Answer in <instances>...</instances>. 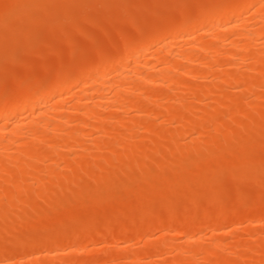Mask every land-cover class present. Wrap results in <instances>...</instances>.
I'll return each mask as SVG.
<instances>
[{
  "label": "bare ground",
  "instance_id": "bare-ground-1",
  "mask_svg": "<svg viewBox=\"0 0 264 264\" xmlns=\"http://www.w3.org/2000/svg\"><path fill=\"white\" fill-rule=\"evenodd\" d=\"M4 1L0 0V9L3 10L2 12L0 10V18L4 13L2 19H5L4 22L2 19V21L0 20V25L5 21L7 23L14 20V18L16 19L21 13L20 9L25 8V4L28 9L61 4L54 2L56 5H53L52 0H30L31 3L27 2L28 0L23 2L22 0ZM8 1H11L14 5L12 4L10 7L11 3L9 4ZM110 2H108L109 6L116 5L119 7L117 2L114 5ZM198 2L195 3L196 5H192L191 8L179 11L168 19L161 20L160 23L157 22L158 20L156 23L149 22L150 26L146 29L144 27L145 31H140L141 33L139 32L138 36L131 39L124 37L121 42L126 41V43L114 52L107 48H101L100 51H97L98 56H96V59L97 57L99 59H94L93 62L89 61L84 66L77 65L56 72L57 74H53L54 76L50 80L38 82L31 88L19 92L13 98L0 100V258L7 243L12 245L21 239L27 242L28 245L36 247L58 246L59 242L61 244L65 239L58 242V238H53L51 243L49 238H45V232L53 231L59 234L62 229L67 230L73 219H77L80 223H86V220L89 219L87 221L88 225L86 224L87 228L90 225H92L90 227H93L94 222L90 220L93 219L94 211L102 210L103 212L105 210L99 208L106 205L108 206L105 209H108L109 212L118 209L117 211L121 210L120 212L124 213L122 210L127 208L125 211H127L126 214L129 219L134 213V217H131L132 220L137 216L140 209L146 210L147 205L148 209L150 208L149 204H144L145 199L152 200L156 197L158 201V197H161L160 202H155L156 199H153L152 203H160L164 206L166 202H161L164 198L165 200L168 199L169 203L167 205L171 204L172 201L177 204L179 202H175L174 198L177 201H179V198L180 200L183 198L181 202H185L184 196L186 195V199L189 198L190 202H185L187 207L185 204L183 205L184 202L181 204L182 206L180 205L182 208L184 206L183 210L182 208L179 209L182 212L186 208L191 209L187 204L195 205L196 201H193V205L191 200L196 197L195 194L197 195V193L203 195V188L210 184L208 180L211 182L214 179L211 184L213 183L212 185L215 186L218 182L221 183L223 180H227L226 175H230V180L241 178L244 181L245 177V180L252 181L254 179L253 182H255L256 176L260 173L259 169H261V174H259L257 181L260 178L264 179V173H262L264 172V164L262 165L264 156L261 158L260 154V152L263 154L264 151V108L262 107L263 109L258 111L261 107L258 102L264 101V92H262L264 90V0H224L216 5H203ZM6 3H8L7 6L10 9L6 7ZM28 3L32 5H28ZM42 3L43 5H41ZM19 4L20 8L18 7ZM22 4L23 6H21ZM106 4L102 6L106 7ZM2 5L5 6V9H2ZM29 6L32 7L29 8ZM251 8H254L252 15L247 16L248 13L251 14L249 12ZM114 11L119 12L116 9ZM14 12L16 17H14ZM10 13L11 15H9ZM167 15H170V12ZM29 22L27 20L24 26L22 25L21 29H18L20 31L23 29L22 32L26 34L27 30L25 29H31L27 25ZM18 29L13 30L16 34L24 35ZM6 33L10 34L9 36L12 33L14 37H18L15 36L14 32ZM127 39L129 40L127 41ZM56 42L58 43V41ZM231 89L237 91H233L235 92L233 94ZM194 102L195 105L192 104ZM233 114L240 116L235 120V126L231 125L232 122L228 125L223 123L224 116ZM158 122L163 123L165 126L169 124V127H164L166 129L162 128L163 130L156 129L155 125ZM229 125L232 127H229ZM189 137L190 141H187L186 139ZM248 153H251L252 157ZM242 156L251 160H244ZM256 156L258 157L256 160L259 162L254 161ZM239 158H242L244 162ZM251 161L252 163L255 162L252 165L254 167L248 165L251 164ZM235 162L242 163L241 168L234 164ZM245 162L248 163L244 164ZM225 164H230L231 170L230 167L226 168ZM59 168L60 171H58ZM225 171H229V174L227 172L223 174ZM231 173L233 174L231 175ZM211 175H214V178ZM201 180L202 182H200ZM195 183L196 187L193 189ZM211 184L209 188L212 186ZM72 185L71 191L69 189ZM186 185L187 189L184 187ZM182 186L188 193H185ZM209 188L206 187L207 190ZM199 189L202 190V193ZM65 190H69L71 196L67 195V197L65 194L64 201L65 196L61 195L63 198L60 197V192ZM167 192L170 194L168 195ZM189 192L192 193L191 196ZM248 192H250V189ZM184 193L185 195L181 196ZM118 195L121 196L118 198ZM123 195L125 197L122 198ZM177 195L179 198H176ZM198 196L195 198L196 200L199 198ZM116 197L119 200H116ZM45 200L51 202L49 213L48 211L41 213L42 209L39 208L41 207L39 206L40 201ZM114 200L115 203L118 201L117 205L122 203L124 209L122 205V207L116 206ZM151 200L149 201L151 202ZM109 206L111 210H109ZM218 206L220 207V205ZM218 206H213V209ZM116 207L118 208L116 209ZM166 207L168 208V206ZM221 207L218 210L221 211ZM21 208L23 214L20 213V215L26 217L23 219H28L24 222L20 220L21 218L18 219L20 220L18 221L19 224L15 217H18ZM114 208L115 210H113ZM236 208L229 207L227 210L230 209L229 211H231L233 209L230 212L233 216L238 211L239 216H236L240 218L242 216L240 211L243 209L239 210V205ZM213 209L210 207V210H205L211 212ZM179 210H177L178 214ZM186 210L184 212L187 213ZM216 210L217 208L214 212ZM177 211L174 214L176 216V218L173 217L174 219H177L178 216V219H180L186 215L183 214L181 217V213L177 216ZM206 211L202 212L205 213ZM172 212L170 217H172ZM210 212L207 211L208 215L205 218V215L201 213L199 219H202L203 216L204 220L202 219L203 222L200 223L199 221L195 226H187L183 220H181L183 223L180 224L181 221L177 219V222L173 218V221L168 218L170 222L167 220L168 223L166 222L164 225L159 226L157 223L163 232L162 235L160 234V240H158L159 238L158 241L154 239V241L147 240L145 245L148 248L145 252L135 254L130 258L131 261L127 256L124 257L129 260L130 264H141L142 258L145 257L151 259L147 264H156V262L162 261L158 262L155 258L166 256V253L174 256L173 259L166 256L170 259V261L167 260V264H170V262L173 264H197L200 260L201 264L202 262L207 264L245 263L242 258L230 261L225 254H221L229 246L222 242L225 238L220 239L217 243L214 242L222 250H220V254L198 245V243L200 244L199 239H201V237L198 238L199 233L208 231L204 222L208 217H212L209 216ZM43 213L42 220L40 215ZM215 214L217 216V213ZM83 216L85 217L83 218ZM190 216L192 217V215H189V218ZM227 216L229 215L227 214ZM29 217L32 218L29 219ZM44 219L47 223L49 220L51 222L48 224L43 223ZM83 219L85 222H83ZM183 219L187 220L186 218ZM81 220L83 221L81 222ZM75 221L73 220V222ZM247 222L249 221L247 220ZM117 225L119 226V224ZM21 229L24 231H20ZM215 231L218 232V230ZM233 231L221 232L220 236L226 233L230 234ZM235 231L237 232V229ZM238 234L239 232L236 235ZM259 234V244L256 248L251 249V255H248L250 258L247 257L249 259L247 264H264V232ZM48 235L51 234L48 233ZM239 236H237V239ZM52 237H55L54 234ZM120 237L122 238V236ZM176 237L178 240L180 237L185 239L188 244V246L185 245L186 251L180 246V243H176L177 241L174 240ZM205 237L203 236V239ZM240 237L238 240H243ZM253 237H256V234ZM99 239L101 240V237ZM86 241L88 242L87 239ZM86 241H82L81 244H86ZM93 242L95 241L93 240ZM185 242L182 241L181 243L186 244ZM229 243L232 244L233 247L231 248L233 249L238 246L237 242L234 244L230 241ZM114 248L116 247L103 248L105 253H101H104V258L99 257L101 261L98 259L100 264H125V262L120 263L122 258L120 259L119 254L122 251L116 254L117 249ZM233 249L230 250L233 251ZM184 251L185 257L180 255V252ZM65 253L67 254V252ZM172 253L175 254L172 255ZM234 253L235 250L233 255ZM236 254L242 256L243 253L241 254L238 251ZM236 254L235 256H237ZM199 255V261L194 260ZM57 256L59 257L58 254L54 253L45 259L31 257L32 259L25 260L24 258L21 262H14V264H53ZM65 257L63 259L60 255L58 258L60 264H70L72 262L65 260L67 258ZM167 258L164 257L163 259ZM49 259H52L53 262ZM240 260L241 262H239ZM75 261L78 260H73V263ZM85 262L86 260L81 259L77 264H86ZM95 263H98L97 260ZM126 263L129 264L127 261Z\"/></svg>",
  "mask_w": 264,
  "mask_h": 264
},
{
  "label": "rangeland",
  "instance_id": "rangeland-1",
  "mask_svg": "<svg viewBox=\"0 0 264 264\" xmlns=\"http://www.w3.org/2000/svg\"><path fill=\"white\" fill-rule=\"evenodd\" d=\"M2 1H4V0H2ZM5 1L7 2V0H5ZM12 1H14V0H12ZM23 1L24 0H22V2ZM29 1L30 0H28L27 2H29ZM110 1L114 2L113 0H110ZM110 1L109 0H107V1L106 0H52L53 5H56L54 2L61 3V4L58 5V6L57 5L56 6H51L52 5L51 2L48 1L51 4L50 6L46 5L48 7L44 6V8H41V7H43V6H41L40 8H35V9H33V8L32 9H28V8H26L27 6L25 4L24 5L25 8L23 7V9H20L21 13H19V16L16 19L14 18V20H11L10 22L8 21L6 23V21H5V23L1 24L0 25V100L5 99V98H13L17 94H19V92H22V91H25V90L31 88V86H34L38 82L48 81L55 74H57L59 71H63L64 69H69V68H72V67L77 66V65H80V66L83 65L84 66V64H88L87 62H89V61L90 62H93L94 59H96V56H98L97 55V51L99 49H101V48L102 49L103 48L104 49L107 48L108 50H110L112 52H114L115 50H118L119 48H121L120 47L121 45H123L124 43H126V41L124 43L121 42V41H123V38L124 37L125 38L127 37V38L131 39L133 37L138 36V34H139L140 31H145L144 30V27L146 29L148 26H150L149 25V22L150 23H156V21L158 20L157 22L160 23L161 20L163 21V19L165 20V18L168 19L171 15H173V14L175 15L179 11L186 10L188 8H191L192 5L193 6L196 5L195 3H197L198 1H200L198 3H201L203 5H216L218 3H221L224 0H152V1L151 0H145V1L144 0H116L115 2H117V5L119 7H117L116 5H114V4H116L115 2L114 3H111ZM31 2H29V3H31ZM108 2H110L111 4H113L115 7L112 6L111 4H110L111 6H109V3ZM8 3L10 4L11 1L10 2L8 1ZM8 3H6V7L7 8H9L7 6ZM29 3H28V5H32V4H29ZM40 3H41V1H40ZM43 3H44V1H43ZM43 3L41 5H43ZM46 3H47V1H46ZM149 3H151L152 5H150ZM12 4L13 3H11V5H9V6L11 7ZM23 4L21 6H23ZM104 4H106V7L102 6ZM4 7L5 6L2 5V9ZM18 7L20 8V4H19ZM30 7H32V6H29V8ZM105 8L106 9L108 8V10L109 9L110 10L108 11ZM112 8H113V11H112ZM115 9H116V11H119V12H115L114 11ZM253 10H254V8H251L250 11H249L251 14L248 13L247 16H251ZM2 11L3 10H1V12ZM10 11L12 12L13 10H10ZM15 11H16V9H15ZM103 11L105 12V14H104ZM168 11L170 12V15H167L169 13ZM3 14H2V16H3ZM106 14H108V15H106ZM5 15H6V11H5ZM9 15H11V13ZM2 16H1L0 20L2 19ZM6 17H8V16H6ZM14 17H16L15 16V12H14ZM146 17H147V19H146ZM11 19H12V16H11ZM4 20H3V22H4ZM27 20H29L32 24H29L30 22L27 24L29 27H31V29L30 28L25 29V30L28 31V32L26 31V34H25V33L22 32L23 29L20 31L18 28L22 27V25L24 26V24L26 23ZM119 27H121V28H119ZM8 29H10V30H8ZM13 29H18L19 32H22L24 35L21 36L19 34H16L15 30H13ZM110 31H111V34H110ZM6 32H8V33L14 32L15 33V36H18V37H14V35L12 33H11V36H9L10 34H7ZM4 33H6L7 35L6 34L4 35ZM2 37H4V38H2ZM50 37H52V38H50ZM8 38H10V39H8ZM54 39H55V41H54ZM129 39H127V41ZM124 40H126V39H124ZM56 41H58V43ZM109 47H110V49H109ZM65 48H66V50H65ZM110 51H108V52H110ZM102 53L103 52L101 51V54ZM100 58H101V55H100ZM97 59H99V58L97 57ZM48 77H49V79H48ZM231 91H232V89H231ZM233 91H237V90L236 89L235 90L233 89ZM233 91H232V93L234 94L235 92H233ZM262 92H264V90ZM192 104L195 105V102L192 103ZM258 105L261 106V107H259L258 111H261L264 108V101L258 102ZM124 116H126V115H124ZM231 116H224L225 119H223L224 120L223 123H225V124L228 125V123L231 124V122H232L233 124H231V125H234L235 126V124H236L235 123L236 122L235 120H237L240 116L237 115V114H233ZM163 119H162V122H163ZM156 121H154V122H156ZM159 122H160V120H159ZM159 122L157 124L155 123L156 124L155 125L156 126L155 128L156 129H159V130L162 129V128L163 129H166L164 127H167L169 125V124H167V126L164 125L165 124V120H164V124L163 123H159ZM231 125H229V127H232ZM189 139H190V137L187 138L186 140L187 141H190ZM186 140H185V142H186ZM263 150H264V148H263ZM259 152H258V154H259ZM251 153L250 154L248 153V154L252 157ZM240 154H241V152H240ZM260 154H261V158H262L264 156V151H263V154H262V152H260ZM245 156H246V154H245ZM256 158L258 159V157L256 156L254 158V161H258V160H256ZM243 159L244 160L249 159V161L251 160L250 158H246L245 159L244 157H243ZM240 160H242V158ZM262 161H264V160H262ZM242 162H244V161L242 160ZM247 163L245 162L244 164H247ZM254 163H252V161H251V164L249 163L248 165H250V167H251L252 165H254ZM234 164H236L237 166H239V168H241V164L242 163L240 164V162L239 163L238 162H235ZM234 164H232V165H234ZM256 164H257V162H256ZM263 164L264 163H262V165ZM225 165L227 166L226 168H229L230 167V164L229 165L228 164H225ZM262 165L260 164V166H262ZM252 167H254V166H252ZM248 168H249V166H248ZM229 169L231 170V167ZM232 169H233V167H232ZM256 169H257V167H256ZM249 170H250V168H249ZM259 170H260V173H258V176H256L257 179H259V174H261V169H259ZM58 171H60V168H59ZM241 171H243V170H241ZM245 171H248V170H245ZM251 171H252V168H251ZM226 172L229 174V171H225V173H223V174H226ZM212 173H210V174H212ZM215 173H214V175H215ZM262 173H264V172H262ZM219 174H220V172H219ZM232 174L233 173H231V175ZM214 175L213 176L211 175L212 178H214ZM234 175H235V172H234ZM248 175H249V172H248ZM253 175H255V174H253ZM215 176H217V175H215ZM226 176L228 177V178H226L228 181L227 180H223V181L222 180H219V181H222L221 183L218 182V181H216L217 180V178H216L215 181L218 182V184L215 185V183H214L215 186L212 185L213 183L211 184V182H214V179L211 182H210V180H208V183H210L212 185L210 188H209L210 184L208 186H206V184L203 183L209 189L207 190L206 187H204L203 188V195L201 196V194L199 193L201 197L198 196L199 194L195 191V193H197V195L195 194L196 197L194 195H193V197L197 198V196H198L199 197L198 198L199 200L198 199L196 200L195 198H193V200H191V203H193V205H194V202L193 201H196L197 204L195 203L194 206H192V204H190V205L187 204L188 206L191 207L190 210L187 209V208H186L187 210L184 209V211L185 210L188 211L187 212L188 214L186 212H184V211L180 212V210L182 208L181 207L182 206L181 204L184 201L181 202V200L183 198H181V200H180V198L178 196L179 194L176 196V198H179V201H177L174 198L175 202H179V203L175 204V203H173L174 201H172L171 204L167 205V203H169L167 201L168 199L165 200V198H164L163 200H165V201H163V200L161 201L162 203L166 202V203H164V206H162V204H160V203H152V200L153 199L154 200L156 199L155 202L157 201V198L156 197L155 198H152V200L151 199H145L143 201L144 204H149L150 208L148 209V205L145 208L146 210H141L140 209L141 207L140 208L138 207L142 211L143 214L141 213V211L138 208H136V209L139 210L138 214L140 213V215H138V214H137V216L135 215L136 217L135 218H132L133 221L131 220V217H134V215H133L134 213L132 214L133 216L131 215V217L129 219L128 216H127V214H126L127 211H125L127 208L124 209L123 204L120 203L122 201L120 200L119 203L123 206V209L124 210H122V212H124V213H121L120 212L121 211L120 208H119L120 211H117L118 210L117 208L119 206H121V205H117L118 204V201L116 202L117 203L116 204L115 203V200H114V203L116 204V206H118V207H116L117 210H115V208L113 209V210H115L114 211L115 213L117 212L116 215H115L114 212H112V210L110 209V206L108 207L109 210H111L110 212L108 211V209L107 210L105 209V207H107L108 205L99 208V209L102 208L103 210H105L103 212H102V210H98V211L96 210L97 212H95L93 210L95 214L93 215V212L91 213L90 216L92 217V215H93V219L90 220V221L94 222L93 227H94V225L96 223H98L97 225H95L94 228L93 227H90V226H92L90 224H89L90 226L87 228V225H88L87 221L89 219L86 220V223H80V221H78L77 219H73L74 221L77 220L78 222L77 221L73 222V220H72L71 224L68 225L67 230L64 231L62 229L60 231L61 232V233H59L60 235L59 234H56V232H53V231H50L51 233L48 232L51 235H48V233L45 232V234H46L45 235V238L46 237H47V239L49 238L51 240L50 241L51 243L53 242L52 241L53 238H56V239L58 238V242L65 239L61 244L59 242V245L58 246H55V245L54 246H49V245L47 246L46 245L47 247L46 246L36 247V246L28 245L27 242L22 241L23 239H21L20 241L17 240L18 242H15L12 245H10L9 243H7L6 244L7 246L5 245L6 248L4 247V251H3L4 253L1 254V256H2L1 258L2 259L0 258V264H14V262H18L19 263V262H21V260H24V258H25V260L32 259V258H39V257H40V259H43V258L45 259V258H47V256L53 255L54 253L55 254H58L59 257L61 255V258H63V259L66 256L67 258L65 257L66 258L65 260L72 261L70 264H77L78 261H80L81 259L83 261L86 260V262H85L86 264H100L99 261H98V259L101 261L102 257L104 256V253L105 252L103 251V248L106 249L107 247H110V246H115L116 247V248H114V249H117V251L115 252L116 254L117 253L119 254L120 251H122L120 253L121 255L119 254V256H121L120 259L122 258L121 261H120V263L121 262L122 263L125 262V264H127L126 263V261H127L130 264L129 260L131 261V259H130L131 257H133L135 254L140 253V252H141L140 254H143V252H145V250L148 248V246L145 245V242L147 240H149V239L150 240H153L154 239L155 241L160 240V238H159L160 237V234L162 235L163 232L161 231V228L159 226L161 224L164 225V223H166V222L168 223V221H167V220H169L168 218H170V220L173 217L176 218V216L174 214L176 213L177 210L180 209L179 210V214L182 213L181 214V217H182L183 214H186L182 218L178 219V217H179L178 215L179 214H178V211H177V216H178L177 219L179 221L183 220L184 221V224H186L187 226L188 225L195 226V224H198L199 221L201 223V221L203 219V216H202V219H199V218L202 215L201 213H203L204 211H206L205 209H209L210 210V207H212V209H213V206L215 207V206H218V205H220V207L223 205L221 207V211L218 210V208H220L219 206L216 207L217 208L216 212H214V210L216 208H214L213 211L211 210L212 213L209 210H207L208 213L210 212L209 216L211 215L213 218L212 217H210V218L208 217L209 219L207 218L208 220L207 219L205 220L204 223L206 225V230H208V231H204V232L199 233L198 238L201 237V239H199L200 244L198 243V245H200L203 248L206 247L207 250H212L213 252L215 251L216 254H220L221 253L220 252L221 249H219L216 246V243L219 242L220 239L223 240L225 238L227 240L224 239L225 241L224 240L223 241L221 240V241L223 243H225V245H229L228 247H226L229 251L227 252V249L224 247L225 248V251L228 254L227 253H223V252H225L224 250H223V252L221 254H223V255L225 254V256H227L230 261L233 260V259L237 260L238 258L239 259L242 258L243 259L242 261H245V263L247 264V262H249V259L248 258H250V257H248V255L249 254L251 255V251H252L251 249L252 248H256L258 246V244H259V241H260L259 238H258L259 237L258 235H260L259 233L264 232V218H263L264 217V179L262 180V178H260L261 181L260 180L257 181V179H256L255 182H253L254 179H252V181L251 180H248V179L245 180V177H244V181H245L244 182L243 180H241V178H238V179L235 178V179H231L230 180V178H229L230 175L229 176L226 175ZM238 176H239V174H238ZM240 176H241V174H240ZM263 177H264V175H263ZM223 178L225 179V177H223ZM249 178H252V177H249ZM232 180H234V181H232ZM47 181H49V180H47ZM229 181H232V182H229ZM200 182H202V180ZM196 183L198 184V182H196ZM196 183H195V186L193 184H191V185L194 186V187L191 186L193 189L196 187ZM185 184H183V185H185ZM184 187H186V189H187V185L184 186ZM71 188H73V185L70 186V189H69V190L72 191ZM178 189H179V186H178ZM186 189L184 188L185 193H188ZM201 189H199V190L202 193V190ZM205 189H206V191H205ZM249 189H250V192H248ZM69 190H65V191L60 192L61 193L60 194V197L63 198V196H65V194H66V196L67 195H70V191ZM199 190H198V192H199ZM168 192H170V191H168ZM168 192H167V194L169 195L170 193H168ZM182 192H184V191H182ZM185 193L184 194H181V196L185 195ZM189 193H190L189 195L191 196L192 193L191 192H189ZM123 194H124V192H123ZM61 195H63V196H61ZM121 195H122V193H121ZM121 195H118V198ZM66 196L63 198L64 201H65ZM125 196H126V194H125ZM125 196L123 195L122 198L125 197ZM238 196H239V198H238ZM170 197H172V196L170 195ZM118 198L116 197V200ZM158 198L161 200V197H158ZM63 199H62V201H63ZM159 199H158V201L160 202ZM47 200L40 201V205L39 206H41V207H39V208L42 209L41 213L42 212H45V211H48V213H49V210L51 211V207H50V203L51 202H48ZM149 200H151V202ZM172 200H173V198H172ZM184 200H185V202H187V201H188V203L190 202L189 201V198L186 199V195L184 196ZM238 200H239V202H238ZM249 200H251V201H249ZM254 201L257 202V203H255ZM185 202L183 203V205L185 204V206H186V203ZM112 203H111V205H112ZM138 205L140 206V204H138ZM170 205H173V206H170ZM238 205H239V210L243 209V210H241L242 212L240 211V213H242V216L240 214V216H241L240 218L236 216V215L239 214L238 211H236L237 214L235 213V215L233 216L232 213L230 214V212H232L233 209L231 211H229L230 209L227 210L229 207L236 208V206H238ZM166 206H168V208ZM169 206H170V208H169ZM113 207H115V205ZM143 207H145V206H143ZM164 207H166V208H164ZM183 208H184V206H183ZM183 208H182V210H183ZM165 209H167V210L165 211ZM20 210H21V212L19 211L18 217L16 216L15 218H17V222L20 221V220H23L22 222H24V220H27L28 218L27 219H23V218H26V217L24 215H23L24 217L21 216L23 214L22 213L23 210H22V208ZM236 210H238V209L236 208ZM251 210H253V211H251ZM135 211H137V210H135ZM143 211H145V212H143ZM172 211H174V212H172ZM190 211L191 212L194 211V212H192L193 214ZM207 211L205 213H203L205 215L204 218L208 215ZM223 211H224V213H223ZM169 212H170V214H169ZM171 212H172V217H170ZM220 212H222V213H220ZM20 213H22V214L20 215ZM38 213H39V210H38ZM38 213L36 212V214H38ZM194 213H196V214H194ZM215 213H217V216H216ZM46 214H47V212H46ZM213 214H214V216H213ZM227 214L229 216H227ZM43 215H44V213L42 215H40V217L42 218ZM189 215H192V217L190 216V218H189ZM30 216L33 217V215H30ZM230 216H232V217H230ZM32 217H29V219H31ZM35 217H37V216H35ZM35 217H34V219H35ZM84 217L85 216H83V218ZM91 217H89V218H91ZM123 217H124V220L123 221L125 223L122 221ZM234 217H236V218L234 219ZM183 218H186V219L189 218V219L185 220ZM18 219H20V220H18ZM38 219H39V217H38ZM46 219H44V221ZM173 219L171 221H173ZM177 219H174V220H177ZM42 220H43V218H42ZM83 220H81V222ZM170 220H169V222H170ZM178 220H177V222H178ZM209 220H211V221H209ZM247 220L249 222H247ZM44 221H42V222L43 223H46V224H48V223L51 222L50 220L48 221V223L46 221L45 222ZM183 221H181L180 224L183 223ZM83 222H85V220ZM68 223H70V222L68 221ZM157 223H158L159 226L157 225ZM117 224H119V226ZM208 224H210V225H208ZM213 224H214V226H213ZM186 225H184V226H186ZM207 226H209V227H207ZM210 226H213L214 229H213V227H210ZM221 226H223V227H221ZM254 227H256V228H254ZM260 227H262V228H260ZM69 228H70V230H69ZM235 229H237V232L235 231ZM88 230H89V232H88ZM215 230H218V232L215 231ZM20 231H24V230L21 229ZM63 231H64V233H62ZM68 231H69V233H68ZM99 231H101V232H99ZM224 231H226V232L233 231V232L230 233V234H228V233L222 234L220 236L221 232H224ZM52 232H53V234H54L55 237H52V235H53ZM134 232H136L135 233L136 235L134 234ZM144 232H145V234H144ZM238 232H239V234L236 235ZM38 233H37V235H38ZM99 233H101V234H99ZM147 233H149V234H147ZM218 233H219V235H217ZM253 234L254 235L256 234V237H253L254 236ZM43 235H41V236H43ZM216 235H217V237H216ZM239 235H242L241 237L243 238V240L241 239V237ZM39 236H36V237H39ZM63 236H66V237L64 238ZM120 236H122L123 239ZM203 236H206V237L203 239ZM222 236H223V238H222ZM237 236H239L242 241L241 240H238L239 237L237 239ZM59 237H61V238H59ZM100 237H101V240L104 239V241L101 242V240L99 239ZM108 237H109V239H108ZM43 238H44V236H43ZM86 239L88 240L89 243L90 242L91 243L89 244L86 241ZM183 239L184 238H181L180 237V239L178 240V238L176 237L174 240L177 241V242L175 241L176 243H178V244L180 243V246L186 251L187 250L186 249V246H188V244L185 242V239L184 240ZM93 240L95 242H93ZM125 240H126V242H125ZM228 240H230L231 242H234V244L237 242L238 243V246L236 248H234V249L231 248L233 246H232V244L230 245V243H229L230 241H228ZM46 241H48V240H46ZM82 241H86L87 242L86 243L87 246H86L85 243H83V245H85V246H83L81 244ZM182 241L185 242L186 244L181 243ZM255 241L256 242L258 241V242L256 243ZM70 242H71V244H70ZM76 242H77V244H76ZM214 242H216V243H214ZM78 243H79V245H78ZM130 244H131V246H130ZM246 244H248L250 246H248ZM81 247H83V248H81ZM60 248H61V250H60ZM101 248H102V250H101ZM118 248H119V250H118ZM54 249H56V250L54 251ZM230 249H233V251L230 250ZM236 249L239 251V253H241V254L243 253L242 256L241 255L239 256V254L238 255L236 254V252H238ZM38 250H40V251H38ZM124 250H126V251H124ZM234 250H235V253L233 255ZM73 251H76V252H73ZM185 251L184 252H180V255H183L185 257V254H184ZM231 251H232V253L230 254ZM65 252H67V254ZM101 252H104V253L102 254ZM30 253H31V255H30ZM63 254H65V255L62 256ZM168 254L166 253V256L167 257L170 256L173 259L174 256H171L170 253H168ZM173 254H175V253H172V255ZM235 254L237 256H239V257L235 256ZM28 255H29V257H28ZM42 255H43V257H42ZM15 256H18L19 258L18 257L16 258ZM24 256H27V257H24ZM124 256H127V258L129 260L126 257H124ZM166 256L163 255V256H161V258L158 257L159 259L158 258H155V257L154 258L158 262L159 261H162L163 264H167V260L170 261V259L167 258ZM186 256H187V254H186ZM59 257L57 256L54 259V263L55 264H60V261L58 259ZM164 257L167 258V259H163ZM199 257H200V255L198 256V258L195 257L194 260L197 259L199 261ZM243 257H246V258L244 259ZM71 258H72V260H70ZM76 258H80V259H76ZM145 258H142L143 261H141V264H144V263L147 264V262H149V260H151L149 258H146V259ZM57 259H58V261H57ZM172 259H171V261H172ZM49 260L53 262L52 259H49ZM73 260H78V261L77 262L75 261L73 263ZM91 260H92V262L90 263ZM96 260H97L98 263H95ZM198 261H195V262H198ZM162 262H159V263L162 264ZM200 262H201V260L197 264H201ZM232 262H235V261H232ZM239 262H241V260ZM18 263H15V264H18ZM159 263L156 262V264H159ZM245 263H241V264H245ZM170 264H173V263L170 262ZM202 264H207V263L202 262ZM208 264H210V263H208Z\"/></svg>",
  "mask_w": 264,
  "mask_h": 264
}]
</instances>
